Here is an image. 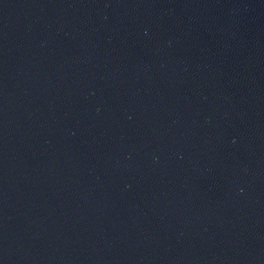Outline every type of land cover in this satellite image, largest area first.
Returning <instances> with one entry per match:
<instances>
[{"label": "water", "instance_id": "water-1", "mask_svg": "<svg viewBox=\"0 0 264 264\" xmlns=\"http://www.w3.org/2000/svg\"><path fill=\"white\" fill-rule=\"evenodd\" d=\"M0 264H264V0H0Z\"/></svg>", "mask_w": 264, "mask_h": 264}]
</instances>
